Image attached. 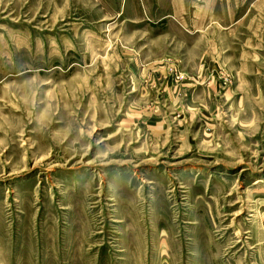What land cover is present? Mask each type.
I'll list each match as a JSON object with an SVG mask.
<instances>
[{
  "label": "rangeland",
  "instance_id": "rangeland-1",
  "mask_svg": "<svg viewBox=\"0 0 264 264\" xmlns=\"http://www.w3.org/2000/svg\"><path fill=\"white\" fill-rule=\"evenodd\" d=\"M0 264H264V0H0Z\"/></svg>",
  "mask_w": 264,
  "mask_h": 264
}]
</instances>
